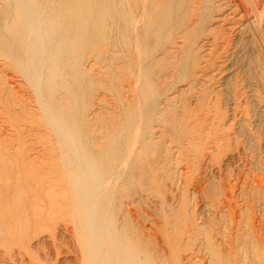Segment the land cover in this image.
Here are the masks:
<instances>
[{
  "label": "rangeland",
  "instance_id": "obj_1",
  "mask_svg": "<svg viewBox=\"0 0 264 264\" xmlns=\"http://www.w3.org/2000/svg\"><path fill=\"white\" fill-rule=\"evenodd\" d=\"M215 6L198 40L200 50L194 51L191 74L180 82L170 75L159 83L167 82L160 105L165 117L148 127L154 147L142 161L138 183L144 189V179L152 180L151 202L141 204L139 212L144 230L171 264H264V0H218ZM172 42V55L179 57L183 42L179 36ZM101 67L95 66L100 89L92 95L93 114L107 125L120 113L114 89L122 91L127 106L132 79L112 85ZM9 76L15 89L26 87ZM25 98L27 109L35 111L31 93ZM18 112L17 104L1 98V141L9 142L13 155L22 141L29 165L28 176L21 177L16 163L0 162V264H80L76 231L63 203L68 189L52 158L55 141L38 127L41 118L31 116L33 135L18 142ZM168 124L175 128L167 129ZM166 201L177 217L172 228L158 219L157 208Z\"/></svg>",
  "mask_w": 264,
  "mask_h": 264
},
{
  "label": "bare ground",
  "instance_id": "obj_2",
  "mask_svg": "<svg viewBox=\"0 0 264 264\" xmlns=\"http://www.w3.org/2000/svg\"><path fill=\"white\" fill-rule=\"evenodd\" d=\"M217 1L0 2V100L3 97L8 105L19 106L15 118L20 128L16 130L18 142L33 131L31 116L41 118L38 127L55 141L52 158L59 162V173L68 189L63 203L76 231L80 264H171L162 248L155 246L154 236L142 226L139 211L141 204L151 202L148 194L152 180L144 179L147 187L142 189L138 174L144 171L142 161L154 147L148 140V127L153 120L165 117L160 105L167 82L162 87L159 83L170 75L180 82L191 74L194 51L200 50L198 40L218 7ZM178 36L184 49L174 57L171 45ZM97 64H102L105 78L112 85L120 78L124 82L132 79L128 84L132 102L127 106L122 91L114 89L120 113L117 111L118 118L113 117L107 125L101 116L93 114L92 95L99 88L94 79ZM169 69L171 74L167 73ZM8 74L20 78L26 87H12ZM120 86L123 90L124 83ZM29 92L35 111L27 109L30 101L26 102L25 95ZM9 111H14L12 106ZM173 128L175 124L167 125V129ZM2 136L0 133V162H14L16 174L27 175L29 164L22 141L21 145L16 142L19 153L13 155L12 146L1 141ZM168 202L157 208L158 219L172 228L177 217Z\"/></svg>",
  "mask_w": 264,
  "mask_h": 264
}]
</instances>
